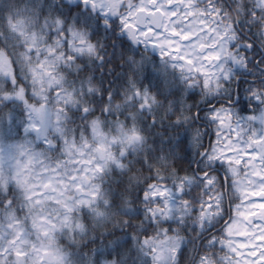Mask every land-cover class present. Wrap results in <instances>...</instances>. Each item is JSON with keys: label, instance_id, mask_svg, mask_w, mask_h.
<instances>
[{"label": "snow or ice", "instance_id": "6c2138e0", "mask_svg": "<svg viewBox=\"0 0 264 264\" xmlns=\"http://www.w3.org/2000/svg\"><path fill=\"white\" fill-rule=\"evenodd\" d=\"M0 264H264V0H0Z\"/></svg>", "mask_w": 264, "mask_h": 264}, {"label": "clouds", "instance_id": "9594fccd", "mask_svg": "<svg viewBox=\"0 0 264 264\" xmlns=\"http://www.w3.org/2000/svg\"><path fill=\"white\" fill-rule=\"evenodd\" d=\"M137 55H138V53H137Z\"/></svg>", "mask_w": 264, "mask_h": 264}]
</instances>
